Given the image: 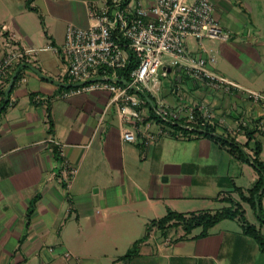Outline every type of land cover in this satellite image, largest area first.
Segmentation results:
<instances>
[{
    "label": "crops",
    "instance_id": "1",
    "mask_svg": "<svg viewBox=\"0 0 264 264\" xmlns=\"http://www.w3.org/2000/svg\"><path fill=\"white\" fill-rule=\"evenodd\" d=\"M101 1L33 0L31 9L27 0H0V58L9 41L33 50L14 70V104L5 105V95L0 104V264H264L238 218L204 233L158 223L169 211H215L237 201L248 220L250 204L237 189L257 179L251 163L216 138L166 124L169 132L149 144L139 135L125 140L131 125L119 119L108 90L63 96L70 88L60 84L69 83L60 52L66 27H86L87 3ZM212 2L229 38L204 39L203 49L191 38L187 48L212 55L210 67L239 88H215L174 68L151 95L174 108L202 105L217 135L233 136L250 153L251 132L262 141L261 158L264 100L247 93L264 94V0ZM24 67L27 79L18 83ZM246 175L249 183L240 181Z\"/></svg>",
    "mask_w": 264,
    "mask_h": 264
},
{
    "label": "built area",
    "instance_id": "2",
    "mask_svg": "<svg viewBox=\"0 0 264 264\" xmlns=\"http://www.w3.org/2000/svg\"><path fill=\"white\" fill-rule=\"evenodd\" d=\"M214 11L212 0H152L147 5L141 0H102L100 5L88 2L89 24L82 27L68 23L60 48L66 80L79 83L63 96L92 90L112 92L119 119L131 125L122 131V137L128 141H135L139 135L149 144L169 132L163 124L169 128L178 125L200 135L207 124L213 125L202 105L180 104L174 108L162 98L150 101L161 123L151 131L157 120L148 117L149 100L140 94H155L162 77H168L174 68L215 88H239L210 67L215 61L212 55L198 56L187 48L191 38L201 49L204 39L229 38L228 31L215 20ZM6 46L8 49L0 58V83L5 85L15 68L28 62L27 56L33 51L14 46L10 41ZM132 59L136 65L128 70L126 79L119 71L127 69ZM26 67L18 83L27 79ZM247 94L257 101L264 100V94L252 91ZM15 100L9 95L8 104H14ZM210 133L217 134L215 130ZM76 171L77 167L70 169L71 173Z\"/></svg>",
    "mask_w": 264,
    "mask_h": 264
},
{
    "label": "trees",
    "instance_id": "3",
    "mask_svg": "<svg viewBox=\"0 0 264 264\" xmlns=\"http://www.w3.org/2000/svg\"><path fill=\"white\" fill-rule=\"evenodd\" d=\"M33 0H27V6L31 9L35 7L32 6ZM136 65V60H130L127 69L120 70L119 73L124 76V78L129 79L128 70ZM127 70V71H126ZM16 81V80H15ZM14 81V82H15ZM4 89H0V104L4 103ZM144 96L149 101H147V106H149L150 117L157 119L151 108V102L153 101L152 95L145 93L140 94ZM8 104V101L5 105ZM200 114V113H198ZM175 128L183 129L188 131L186 128L181 126H175ZM205 132L199 133L200 135H208L212 138H216L223 145L228 147L230 153L234 154L238 159L251 163L258 172V177L253 183V185L246 191L242 189L239 190L240 198L242 201H246L250 206L256 211L258 218L261 223H264V210L262 206V195L264 193V161L260 158V152L262 150V141L259 139H253L251 132H248V139L253 140L252 143V153L247 152L244 146L235 140L233 136H222L210 133L214 131V127L207 124L204 127ZM225 218H238L241 221V225L246 234L250 235L260 246L261 250L264 252V235L257 226L249 222L244 214V210L240 201L233 203L230 206L215 210V211H201L192 212L188 214L177 213L174 211H169L164 217L159 219L158 223L161 227L167 226L169 224L178 223L182 224L187 230H191L194 227L201 226L203 228V233L206 230L216 224L218 221ZM132 250L127 253L130 255Z\"/></svg>",
    "mask_w": 264,
    "mask_h": 264
},
{
    "label": "rangeland",
    "instance_id": "4",
    "mask_svg": "<svg viewBox=\"0 0 264 264\" xmlns=\"http://www.w3.org/2000/svg\"><path fill=\"white\" fill-rule=\"evenodd\" d=\"M193 41H194V44H195V46H196V40L195 39H193ZM261 158L262 159H264V143H263V152L261 153ZM240 181H242V182H245V183H249V179H248V176L246 175L245 177H243V178H240ZM251 184V183H250ZM262 201L264 202V193H263V195H262ZM247 205V203H245V207H246V214H247V218H248V220L250 221V222H252V223H255V225L257 226V228H259V222H260V220H259V218H258V215H257V213H256V211L250 206V205H248V206H246ZM263 206V205H262ZM263 210H264V206H263ZM261 232H262V234L264 235V229H262L261 230Z\"/></svg>",
    "mask_w": 264,
    "mask_h": 264
},
{
    "label": "water",
    "instance_id": "5",
    "mask_svg": "<svg viewBox=\"0 0 264 264\" xmlns=\"http://www.w3.org/2000/svg\"><path fill=\"white\" fill-rule=\"evenodd\" d=\"M35 70L38 71L37 69H35ZM16 72H17V71H14V72H13V74H12V76H11V78H10V81H9L8 85H7V87H6L5 90H4V94H5V102L8 101L9 93H10V90H11V87H12L13 80H14V78H15V76H16ZM38 72H39V71H38ZM60 84L66 86V87H71V86H76V85H78L79 83H60Z\"/></svg>",
    "mask_w": 264,
    "mask_h": 264
}]
</instances>
